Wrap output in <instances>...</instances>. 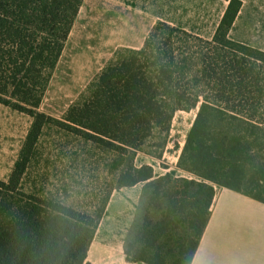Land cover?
I'll return each instance as SVG.
<instances>
[{
    "label": "trees",
    "instance_id": "1",
    "mask_svg": "<svg viewBox=\"0 0 264 264\" xmlns=\"http://www.w3.org/2000/svg\"><path fill=\"white\" fill-rule=\"evenodd\" d=\"M225 1L212 40L158 21L55 118L41 108L84 0H0V105L32 119L0 181V264H84L115 188L146 183L125 243L136 264H191L215 185L264 203V52L229 39L242 2ZM197 109L178 162L196 180L135 166L139 153L162 159L176 114ZM51 125L112 156L115 186L93 211L41 196L37 181L27 189Z\"/></svg>",
    "mask_w": 264,
    "mask_h": 264
},
{
    "label": "crops",
    "instance_id": "2",
    "mask_svg": "<svg viewBox=\"0 0 264 264\" xmlns=\"http://www.w3.org/2000/svg\"><path fill=\"white\" fill-rule=\"evenodd\" d=\"M240 1L242 7L228 37L264 52V0ZM227 7L225 0H84L53 79L58 74L67 81L75 74V61L85 59L95 70L85 75L87 83L118 48H142L158 21L212 40ZM74 77L71 83L84 82ZM56 107L54 113L61 109ZM177 160L162 172V161L139 153L135 166H151L154 179L167 173L183 177ZM145 185L113 190L84 264H136L126 261L125 243ZM191 264H264V203L234 190H216L208 225Z\"/></svg>",
    "mask_w": 264,
    "mask_h": 264
},
{
    "label": "rangeland",
    "instance_id": "3",
    "mask_svg": "<svg viewBox=\"0 0 264 264\" xmlns=\"http://www.w3.org/2000/svg\"><path fill=\"white\" fill-rule=\"evenodd\" d=\"M88 64L85 59L84 61L76 60L74 63L75 77L73 80L84 81L83 83H71V78L74 76L72 74L67 81L63 75L56 74L46 92L44 105L41 108L43 112H48V115L55 118L63 115L59 111L67 109L74 103L79 94L85 90L88 82L92 80H87L86 83L85 75L95 71L94 68H89ZM80 75L84 77L79 79ZM56 106H60L61 109L59 108L60 110L54 113V108H58ZM197 113L198 109L189 113L176 114L170 132L168 149L166 148L160 159L162 172L171 166L174 167L176 159H178V167L187 135L194 124ZM31 123L32 119L29 116L0 105V181L8 180ZM169 151H176V154L169 153ZM110 159H112L111 155L104 153L96 146L66 135L53 125L48 126L44 129L36 159L27 175V189L34 181H37V189L40 190L41 196L53 197L80 211H93L115 186V177L110 174L107 166ZM178 171L183 174V177L172 175L174 178L197 179L181 169ZM181 174L178 173V176ZM215 188L217 191L222 189L217 185ZM152 212V218L158 219V213L154 210Z\"/></svg>",
    "mask_w": 264,
    "mask_h": 264
}]
</instances>
